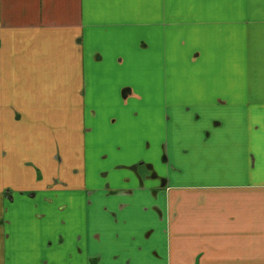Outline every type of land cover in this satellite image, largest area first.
I'll return each mask as SVG.
<instances>
[{
  "label": "crops",
  "instance_id": "1",
  "mask_svg": "<svg viewBox=\"0 0 264 264\" xmlns=\"http://www.w3.org/2000/svg\"><path fill=\"white\" fill-rule=\"evenodd\" d=\"M0 116V264H264V0H0Z\"/></svg>",
  "mask_w": 264,
  "mask_h": 264
},
{
  "label": "rangeland",
  "instance_id": "2",
  "mask_svg": "<svg viewBox=\"0 0 264 264\" xmlns=\"http://www.w3.org/2000/svg\"><path fill=\"white\" fill-rule=\"evenodd\" d=\"M10 120H11V117H10V116H0V124L5 125V127L8 129V131H9V129H10V125H9V123H11ZM14 120L17 121L18 118L15 117ZM121 133L124 134V132H121ZM4 134L7 135L8 133H4ZM133 139H134V138H133ZM133 139H132V141H133ZM25 157H26V155H25Z\"/></svg>",
  "mask_w": 264,
  "mask_h": 264
}]
</instances>
